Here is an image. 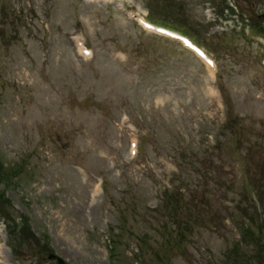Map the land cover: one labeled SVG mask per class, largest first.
<instances>
[{"label":"rangeland","instance_id":"rangeland-1","mask_svg":"<svg viewBox=\"0 0 264 264\" xmlns=\"http://www.w3.org/2000/svg\"><path fill=\"white\" fill-rule=\"evenodd\" d=\"M230 1L264 31V0ZM121 2L215 67L113 6L0 0V200L30 228L0 221V264H250L264 247L263 42L230 32L219 0ZM244 225L261 235L244 237L251 259L228 251Z\"/></svg>","mask_w":264,"mask_h":264},{"label":"water","instance_id":"water-1","mask_svg":"<svg viewBox=\"0 0 264 264\" xmlns=\"http://www.w3.org/2000/svg\"><path fill=\"white\" fill-rule=\"evenodd\" d=\"M53 258L57 261L58 264H65V262L63 260H61L55 256Z\"/></svg>","mask_w":264,"mask_h":264},{"label":"trees","instance_id":"trees-1","mask_svg":"<svg viewBox=\"0 0 264 264\" xmlns=\"http://www.w3.org/2000/svg\"><path fill=\"white\" fill-rule=\"evenodd\" d=\"M27 231V230H26ZM28 232V231H27ZM44 249V248H43Z\"/></svg>","mask_w":264,"mask_h":264}]
</instances>
